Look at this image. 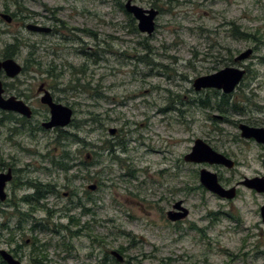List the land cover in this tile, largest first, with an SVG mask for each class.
<instances>
[{"label":"rangeland","instance_id":"374dc122","mask_svg":"<svg viewBox=\"0 0 264 264\" xmlns=\"http://www.w3.org/2000/svg\"><path fill=\"white\" fill-rule=\"evenodd\" d=\"M126 1L0 0V11L15 20H0V51L19 42L13 58L29 104L41 108L30 96L44 83L73 110L63 133L24 124L16 135L10 125L0 135V161L15 170L8 200L32 193L27 181L54 185L40 202L52 218L44 210L32 215L38 224L63 227L58 234L32 231L31 219L19 229L12 203L5 202L0 249L21 246L23 264L38 245L32 241L42 245L43 264H113L109 253L119 250L123 264H264V195L238 186L237 196L225 200L199 182L201 169L216 173L224 188L264 175V147L241 138L236 127L241 120L264 127V0H131L158 10L149 36L120 9ZM28 24L54 31L32 33ZM234 27L244 36H233ZM248 49V59L235 60ZM225 67L246 72L227 101L221 91L194 90V80ZM237 103L244 114L232 109ZM44 115L41 110L33 127ZM212 125L224 134L209 133ZM197 138L235 166L185 162ZM106 142L111 150L102 147ZM62 150L70 157L67 172L49 163ZM177 201L188 215L173 223L167 213ZM17 210L30 208L19 202Z\"/></svg>","mask_w":264,"mask_h":264},{"label":"water","instance_id":"95a60500","mask_svg":"<svg viewBox=\"0 0 264 264\" xmlns=\"http://www.w3.org/2000/svg\"><path fill=\"white\" fill-rule=\"evenodd\" d=\"M124 10L136 21V27L140 33L149 36L154 32L155 19L158 15V10L143 9L132 3L131 0H127L124 3ZM0 15L6 23H10L12 21L10 15ZM25 28L26 30L34 33L47 34L51 31L49 27L34 24H28L25 26ZM251 55L252 50L248 49L244 53H241V55L235 60H246ZM1 70H3L8 77L13 78L21 73L22 67L13 58H7L2 61L0 60V71ZM244 74V69L225 67L216 73L197 78L192 83V86L195 91L210 88L221 90L224 94H230L235 90V87L239 84ZM1 93L2 88L0 82V109L19 113L27 119L32 117V111L23 101L15 100L14 97L3 100ZM40 100L41 103L47 105L50 110V119L42 124V127L45 130H50L53 128H65L71 123L73 117V111L71 108L60 103L53 102L50 94L47 92L42 95ZM238 129L241 138L246 140L252 139L257 144H262L264 146V127H254L240 123L238 125ZM110 133L113 134L114 131L111 130ZM183 159L187 163H207L210 165H220L226 169H232L234 167V162L232 160L216 152L206 142L198 138L194 140L190 152L184 155ZM11 177L12 175L10 170L7 173H0V202L5 201L6 199L7 195L5 193V185L11 180ZM199 182L202 187L219 198L232 200L236 196V187L232 186L230 188H224L219 183L216 173L201 169L199 171ZM238 185L244 186L245 188L253 190L259 194H264V175L262 177H245L238 183ZM95 187V185H90L88 189L94 190ZM181 203V201H177L173 205V209L175 211H169L167 213V218L169 221L176 222L178 220L184 219L187 216L188 212L181 206ZM260 216L264 223V205L260 207ZM110 254L119 263L124 261V258L117 251H111ZM0 257L1 260L6 264H21L5 250H0Z\"/></svg>","mask_w":264,"mask_h":264},{"label":"flooded vegetation","instance_id":"af4514ba","mask_svg":"<svg viewBox=\"0 0 264 264\" xmlns=\"http://www.w3.org/2000/svg\"><path fill=\"white\" fill-rule=\"evenodd\" d=\"M5 13V9H2L1 11H0V14H4ZM11 16V18H12V21L10 22V23H12V22H14L15 20H14V17L12 16V15H10ZM0 20L1 21H3V22H5L4 20H3V18L1 17V15H0ZM6 23V22H5ZM10 23H8V24H10ZM7 24V23H6ZM50 28V27H49ZM51 29V31L49 32V33H47V34H51L54 30L52 29V28H50ZM44 34V33H43ZM2 52H3V50H2ZM2 52L0 51V60L2 61V60H4V59H7V57H3V55H2ZM20 75H18V76H16V77H13V78H10V77H8L7 75H6V73L3 71V70H1L0 71V82H1V88H2V93H1V97H2V99L3 100H7V99H9V98H11V97H14L15 98V100H20V101H23L29 108H30V110L32 111V117L30 118V119H27V118H25L23 115H21V114H19V113H15V112H9V111H7V110H2V109H0V135L2 134V132H3V130L4 129H6L7 131H8V125H10V127H9V132H10V134H18L19 132H20V130H21V128H23L24 129V124H26V125H30V127H29V130L31 131V130H35V129H37V130H44V131H51V130H55L56 132H58V133H63V131H64V128H53V129H50V130H45L43 127H42V124L44 123V122H47L49 119H50V110H49V107L47 106V105H45V104H42L41 103V97H42V95H44L46 92L47 93H49L50 94V96H51V98H52V101L53 102H55V103H59V102H57L55 99H54V97H53V95L51 94V92L49 91V89H47V87H46V85L44 84V83H41V84H39V86H38V88H37V90H36V92H35V94H34V96L32 95V96H30V98L31 99H35L36 100V102H38L39 103V105H40V109H38L37 107H35V106H31L29 103H30V99L28 98V96L27 95H25L24 94V90H21L20 88L21 87H19L20 85H21V83H20V81L18 80V77H19ZM244 78V77H243ZM257 80L259 81V76L257 77ZM241 81H243V79L241 80ZM241 83V82H240ZM239 83V84H240ZM239 86V85H238ZM237 88V87H236ZM258 88H259V82H258ZM215 93H217L218 91H220V90H217V91H215L216 89H212ZM234 93V92H233ZM233 93H230V94H224L223 95V98L222 99H224L225 101H227L228 100V98L230 97H232V94ZM223 94V93H222ZM26 98V99H25ZM236 100H238V98H235ZM27 102H26V101ZM239 103V102H238ZM237 103V105H236V107H239V109L241 110V112H238L239 114H244V108H242L239 104ZM61 104V103H60ZM63 105V104H62ZM239 105V106H238ZM66 106V105H65ZM70 108V107H69ZM257 109H258V112H259V106L257 107ZM41 110H45L46 111V115H44V116H41L39 119H38V121L36 122V123H38V125L37 126H35V127H33V125L31 124V122H32V120H34V118L36 117V116H38V114H40V111ZM73 111V110H72ZM73 116V115H72ZM207 118L209 119V117L207 116ZM221 118V117H220ZM73 120V119H72ZM225 121H228V119H226ZM224 121V122H225ZM246 120H241V121H237V123H236V127H238V125L240 124V123H246L245 122ZM72 122V121H71ZM231 123H233V122H231ZM71 124V123H70ZM69 124V125H70ZM68 125V126H69ZM67 127V126H66ZM256 127V126H255ZM258 127H261V126H258ZM263 127V126H262ZM209 133H213V134H215V135H220V136H222L223 134H224V131L222 130V129H220L219 127H217L216 125H212V126H210L209 127ZM203 141H205L206 143H207V141H208V139H206V140H203ZM208 144V143H207ZM261 146H263L262 144H261ZM264 147V146H263ZM69 154V153H68ZM69 156V155H68ZM70 158V157H69ZM203 164H207V163H203ZM235 164H236V162H235ZM207 165H209V164H207ZM11 171V175H12V177H11V180L9 181V182H7L6 183V185H5V193H6V195H7V192H6V188H7V186H9L10 184H12V185H15V181H14V172H15V170L12 168V167H9L7 164H3L1 161H0V173H7L8 171ZM263 171H264V169H263ZM263 176V175H262ZM262 176H259V177H262ZM24 185H26L29 189L30 188H32V193H29V194H25V195H23L19 200H18V203L19 202H21V203H25V202H23L22 201V199L23 198H25V197H30V198H32V200H34L35 199V195H36V193H37V191H36V189H35V187H37V186H39V187H41V188H46V187H48V186H50V187H52V189H53V191H55V189H54V185H50V184H48V183H46V184H41V183H36L35 181H27ZM95 185V184H94ZM90 185H88V187H89ZM96 186V185H95ZM87 187V188H88ZM97 187V186H96ZM95 187V188H96ZM56 193V192H55ZM49 195V194H48ZM64 195H66V194H64ZM47 196V195H46ZM46 198V197H45ZM45 198H43V199H40L38 202H37V208L36 209H32V207L28 204V203H25L29 208H30V210H29V212H21V211H18L17 210V218H18V221L19 222H21L20 224H19V229H22L23 228V223H27V222H24L25 220L27 221V219H28V221H31V219H32V221H35V223H39V222H41V220H34L35 219V217L32 215V213L33 212H35V211H37V210H44V211H46V214H47V219L49 218V219H51L52 218V212L53 211H51V210H48V209H45L44 208V205H41L40 204V202L42 201V200H44ZM5 202H11L10 200H8V195L6 196V199H5V201H3V202H0V204H3V203H5ZM11 203H15V204H18V203H16V202H11ZM80 203V202H79ZM71 207H72V205L71 206H67V207H65V209H64V211L65 212H69L70 210H71ZM61 211H63V209H61L59 212H61ZM174 212V211H173ZM178 213V212H177ZM211 213L210 212H208L207 213V215H206V217H210L211 218ZM29 216V217H28ZM27 218V219H26ZM181 220H183V219H181ZM181 220H178V221H181ZM236 220H237V218H236ZM178 221H176V222H178ZM46 222H48V223H46ZM35 223H33V224H31V227H30V229L33 231L34 229H32V226L34 227L35 226ZM173 223H175V222H173ZM43 225H46V224H48V226L50 227V229H49V231L51 232V233H54V234H58L59 233V229L58 228H63L62 226H60V227H58V225H56V224H52V226H50V222L48 221V220H45V222L44 223H42ZM66 230H67V228H66ZM78 233V232H77ZM77 233H75L74 232V234H77ZM70 235H72L71 233H70ZM33 242H35V241H32V243ZM21 246H18L17 247V249H19V250H11V251H8L15 259H17L21 264H23V258H24V256H23V252H21V250H22V248H20ZM41 248V247H40ZM33 255V254H32ZM31 255V256H32ZM43 255H44V253L41 255V258L43 257ZM40 258V259H41ZM32 259H34L35 260V262H33L32 261ZM38 258H31V262H30V264H43L44 262H47V259H45L43 262H41V263H39V262H37L38 260H37ZM1 260H0V264H1ZM125 262V261H124ZM123 262V263H124ZM123 263H121V264H123ZM101 264H103V263H101Z\"/></svg>","mask_w":264,"mask_h":264},{"label":"trees","instance_id":"16d2710c","mask_svg":"<svg viewBox=\"0 0 264 264\" xmlns=\"http://www.w3.org/2000/svg\"><path fill=\"white\" fill-rule=\"evenodd\" d=\"M120 9L123 11V13L127 16V19L129 20V22L133 25L134 24V19L132 18V16H130L129 14H127L126 12H125V10H124V8H123V5H120ZM26 17H29V16H26ZM135 31H136V28L134 27L133 28ZM232 33H233V36H236V35H238V36H240V37H243L244 36V33H242V32H238V28H236V27H234L233 28V30H232ZM19 51V42H15V43H13V44H9V45H7V46H5L4 47V49H3V52H2V55H3V57H7V58H10V57H13V56H15L17 53H19L18 52ZM39 64V63H38ZM27 66H32V64H30V63H28L27 64ZM52 66H54V64H52ZM53 68H51L50 70H52ZM222 104L220 105V106H223V105H225L224 103H226L224 100H222ZM204 104V103H203ZM220 108V107H219ZM233 110H235V111H238V112H241V110L239 109V107H233L232 108ZM220 110H222V109H220ZM77 140H78V142H83L84 143V141H83V139H79V138H77L76 136H74ZM86 144V143H85ZM103 148H105V149H107V150H111V144H109V143H104V146H102ZM69 154H68V152L66 151V150H62V155L59 157V158H57L56 160H53V159H50V161H49V163H50V165L52 166L53 165V167L55 168V169H57V170H62V171H65V172H67L68 171V169H69V166L67 165V163L66 162H64V161H67V160H69V156H68ZM116 158H114V160H115ZM201 187V186H200ZM35 189H36V191H37V193H36V195H35V199L34 200H32V198H30L29 196L28 197H25V198H23L22 199V201L23 202H25V203H28L31 207H32V209H36L37 208V202L40 200V199H43V198H45L46 197V195H48V194H50V193H52L53 192V189H52V187H50V186H48V187H46V188H41V187H39V186H37V187H35ZM88 200H89V198H88ZM11 207H13L14 209H13V213H15V214H18L17 213V204H15V203H12V205H11ZM83 207V206H82ZM90 212V210L89 209H85V208H82V213L83 214H88ZM29 217V216H28ZM233 219H234V217H232ZM27 219V218H26ZM24 222H29L28 221V219H27V221L25 220ZM18 223V227H19V224L21 223V222H17ZM46 223H48V222H46ZM78 222H74V225H76ZM32 229H34V231L35 230H37V229H40V230H45V231H49V229H50V227L48 226V224H46V225H43V224H37V223H35V226L33 227L32 226ZM72 235H74V233H71ZM35 243H37L38 245H35ZM33 245H35L36 247H34L33 248V250H32V254H33V258H37V257H39L37 260V262H39V263H41V262H43L45 259H46V256H45V254L43 255V257L41 258V255L43 254V250L40 248L42 245L39 243V242H33ZM119 252L120 253H122V251L121 250H119ZM41 258V259H40ZM32 261L33 262H35V260L34 259H32ZM1 264H5L4 262H1ZM36 264V263H35ZM104 264V263H103ZM113 264H118V263H113Z\"/></svg>","mask_w":264,"mask_h":264}]
</instances>
